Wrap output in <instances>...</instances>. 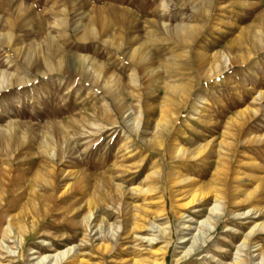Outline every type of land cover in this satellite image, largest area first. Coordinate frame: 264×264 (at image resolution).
Returning <instances> with one entry per match:
<instances>
[{"label": "rangeland", "instance_id": "374dc122", "mask_svg": "<svg viewBox=\"0 0 264 264\" xmlns=\"http://www.w3.org/2000/svg\"><path fill=\"white\" fill-rule=\"evenodd\" d=\"M0 180V264H258L264 0H0Z\"/></svg>", "mask_w": 264, "mask_h": 264}, {"label": "bare ground", "instance_id": "6f19581e", "mask_svg": "<svg viewBox=\"0 0 264 264\" xmlns=\"http://www.w3.org/2000/svg\"><path fill=\"white\" fill-rule=\"evenodd\" d=\"M86 17V16H85ZM184 17V16H183ZM79 30H80V28H78ZM135 81V80H134ZM106 85L108 86V83L106 82ZM116 87H117V85H115ZM111 87H114V85H112ZM165 112V111H164ZM165 114V113H164ZM159 120V119H158ZM160 123H161V121H160ZM160 125V124H159ZM163 125H164V122H163ZM151 141V140H150ZM181 146V145H180ZM178 148H180V147H178ZM204 147L202 146V147H197V148H195L193 151H190L191 152V157H197V156H199L201 153H204L203 152V150H205V149H203ZM177 152H179V153H181L182 155H186L187 153H188V150H186V149H184V147L183 148H181V149H179ZM202 155V154H201ZM185 157V156H184ZM198 158V157H197ZM186 179V178H185ZM183 180V179H182ZM138 187V186H137ZM136 188V187H135ZM139 188V187H138ZM143 190V188L142 187H140L139 188V191L140 192H142L141 190ZM148 189V188H147ZM137 190V189H136ZM145 190V189H144ZM144 190H143V192H144ZM210 191V190H209ZM5 192H6V189L4 188V183L0 180V200H4L6 203L3 205V203H2V201L0 202V214H2V216L0 215V227H1V225L2 224H4V222H5V218H6V216L7 217H9L8 219H9V221H8V226H6L7 228H6V230L8 231V232H12L13 233V237L15 238V236L16 237H19V235H18V233L20 232V230L22 229V226L18 223V221H17V218L15 217V216H13L12 214H11V211H12V209L14 208V207H17V205H16V203H13V202H8L9 201V199H7V194L8 193H6L5 194ZM147 192H149V190L147 191ZM209 193V192H208ZM202 194H206L207 195V193H205L204 191L202 192ZM205 196V195H204ZM203 197V196H202ZM201 197V198H202ZM219 197V196H218ZM199 198V197H198ZM16 199H18L17 197H16ZM195 199H197L195 196H193L191 199H190V202H193L194 203V200ZM200 199V198H199ZM201 200V199H200ZM17 202V201H16ZM29 203V202H28ZM27 203V204H28ZM25 205L24 206V209H23V211L26 209V208H28L29 207V205ZM31 206V205H30ZM215 206H217V205H215ZM30 208V211H32V212H36L37 211V207L36 206H31V207H29ZM212 209H213V211H216L217 209H218V206L217 207H211ZM211 211V210H210ZM250 211H248V213H249ZM221 213V212H220ZM92 214V213H91ZM90 214V215H91ZM219 214V213H218ZM10 215H12V216H10ZM243 215V214H242ZM92 216V215H91ZM88 217H90V216H88ZM201 223L203 222V223H205V226L206 227H208L209 229H211L212 228V223L210 222V218L208 217V218H206V219H203V220H201L200 221ZM262 223V222H261ZM153 224V223H152ZM183 226V229H186V228H188V229H190V227H191V224L190 223H187V222H184L183 224H182ZM258 225H260V224H258ZM152 226H157V225H152ZM158 229H159V232H160V234H165V232H166V229L165 228H163V227H157ZM261 228V227H260ZM263 228H264V224H263ZM156 229V228H155ZM2 230V229H1ZM256 231V229L255 228H253V230L252 231ZM158 231V230H157ZM251 231V229L249 230V232ZM248 232V233H249ZM251 233V232H250ZM254 232H252V234H253ZM247 234V233H246ZM245 234V235H246ZM205 236V231H201L200 229H199V231H198V233L195 235V236H193V241L195 242V243H193V244H197L198 243V241L199 240H201L202 239V237H204ZM246 236H248V234L246 235ZM250 237V236H249ZM248 237V238H249ZM21 238V237H20ZM158 239V237L157 236H153V237H151L150 238V240L152 241V240H154V239ZM244 238V237H243ZM246 238V237H245ZM244 238V239H245ZM6 239V238H5ZM180 242H184V241H186V238H185V235H182L181 237H180ZM22 241V240H21ZM192 241V242H193ZM255 241V240H254ZM154 242V241H153ZM245 242H247V240L245 241ZM252 242V241H251ZM103 243V242H102ZM241 243L243 244V241H241ZM104 244V243H103ZM258 244V243H257ZM260 244V243H259ZM246 245V244H245ZM252 245V244H251ZM75 246V245H74ZM73 245H71V246H69L67 249H65V250H60V251H56V253L52 256V255H50V254H46V255H44L42 258H38L39 259V261H37L38 263L37 264H39V263H41V262H45L46 260L45 259H47V258H49V257H52L51 258V260H50V263L51 264H58L59 263V261H61L62 259H64L65 258V256H67V254L70 252V250L71 249H74L73 247H74ZM105 246V245H104ZM191 246H192V244H191ZM239 246V245H238ZM253 246V245H252ZM242 247V246H241ZM99 248H100V246H99ZM252 248V247H251ZM250 248V249H251ZM9 249V248H8ZM190 247L189 248H187V252H189L190 251ZM239 249V248H238ZM244 249V248H243ZM260 249V248H259ZM35 250V249H34ZM167 250H168V248H167ZM167 250H166V248L165 247H163V248H161V249H159L158 251L160 252V253H162V254H164V253H166L167 252ZM33 251V250H32ZM155 251V250H154ZM186 251H184V252H186ZM254 251V250H253ZM256 251V250H255ZM13 252V251H12ZM71 252H73V251H71ZM71 252H70V254H71ZM157 252V251H156ZM239 252V251H238ZM237 252V253H238ZM264 252V251H263ZM240 253V252H239ZM74 254H76V253H74ZM33 255V254H32ZM72 255V254H71ZM185 255V254H184ZM238 255V254H237ZM263 255V254H262ZM74 256V255H73ZM166 256V255H165ZM68 257V256H67ZM75 257V256H74ZM80 258V257H79ZM81 259V258H80ZM241 259V258H240ZM240 259H238V260H240ZM257 259V258H256ZM69 260V259H68ZM67 260V261H68ZM243 260V259H242ZM65 261H66V259H65ZM81 261H82V259H81ZM136 261V260H135ZM256 261V260H255ZM255 261H254V263H255ZM77 262V261H76ZM238 262H241V260L240 261H238ZM252 262L253 261H251V264H252ZM74 263V262H73ZM137 263H139V262H137ZM236 262H234V264H235ZM244 263V262H243ZM258 263V262H257ZM264 263V256H262L261 257V259H260V261H259V263L258 264H263ZM63 264H65V263H63ZM70 264V263H69ZM155 264H165V262H164V260H161V261H157V262H155ZM237 264V263H236Z\"/></svg>", "mask_w": 264, "mask_h": 264}]
</instances>
